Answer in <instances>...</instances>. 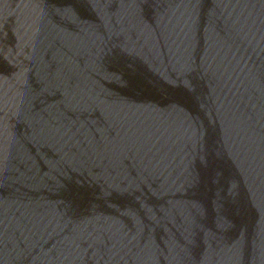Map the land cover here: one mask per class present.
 <instances>
[{
  "label": "water",
  "instance_id": "95a60500",
  "mask_svg": "<svg viewBox=\"0 0 264 264\" xmlns=\"http://www.w3.org/2000/svg\"><path fill=\"white\" fill-rule=\"evenodd\" d=\"M0 264H264V0H0Z\"/></svg>",
  "mask_w": 264,
  "mask_h": 264
}]
</instances>
